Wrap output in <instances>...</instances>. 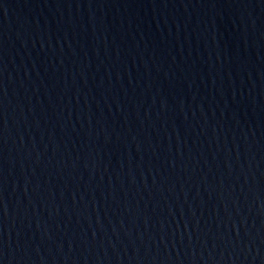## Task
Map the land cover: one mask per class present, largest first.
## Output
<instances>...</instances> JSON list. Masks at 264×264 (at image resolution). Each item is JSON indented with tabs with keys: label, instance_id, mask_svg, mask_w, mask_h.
<instances>
[{
	"label": "water",
	"instance_id": "95a60500",
	"mask_svg": "<svg viewBox=\"0 0 264 264\" xmlns=\"http://www.w3.org/2000/svg\"><path fill=\"white\" fill-rule=\"evenodd\" d=\"M0 264H264V0H0Z\"/></svg>",
	"mask_w": 264,
	"mask_h": 264
}]
</instances>
